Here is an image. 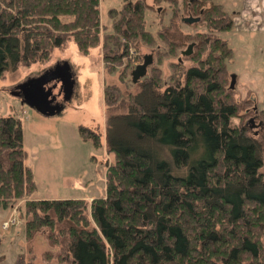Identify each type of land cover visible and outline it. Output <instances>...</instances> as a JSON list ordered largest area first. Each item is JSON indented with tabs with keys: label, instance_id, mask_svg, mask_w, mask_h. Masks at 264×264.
I'll use <instances>...</instances> for the list:
<instances>
[{
	"label": "trees",
	"instance_id": "16d2710c",
	"mask_svg": "<svg viewBox=\"0 0 264 264\" xmlns=\"http://www.w3.org/2000/svg\"><path fill=\"white\" fill-rule=\"evenodd\" d=\"M153 1L177 4L173 17L183 8L210 30L233 24L221 2ZM149 6L123 0L108 10L105 58L122 63L136 41L156 49L125 109H113L118 85L103 89L105 144L113 154L105 195L31 197L37 183L25 162L21 120L0 115V207L23 199L26 237L44 231L50 246L44 262L31 256L20 264H264V109L251 98L235 101L225 39L171 25L156 35L147 26ZM69 38L82 53L100 42V0H0V76L48 60ZM189 43L183 54L178 46ZM178 51L166 81L161 62ZM183 58L193 63L183 67ZM79 129L100 145L99 132Z\"/></svg>",
	"mask_w": 264,
	"mask_h": 264
},
{
	"label": "rangeland",
	"instance_id": "374dc122",
	"mask_svg": "<svg viewBox=\"0 0 264 264\" xmlns=\"http://www.w3.org/2000/svg\"><path fill=\"white\" fill-rule=\"evenodd\" d=\"M122 1L100 0L101 39L87 53L80 52L74 40L69 38L52 50L48 60L22 64L14 70H6L0 76V115L14 113L20 118L26 150L25 162L35 171L37 185L31 197H78L91 200L95 196L105 195L106 162L113 159V154L106 150L105 144L107 106L103 89L107 84L118 85L121 95L113 109H125L129 92L139 87V83L130 80L131 69L142 61L145 53H152L154 58L156 49V45L149 46L136 41V46L129 49L122 63L117 64L112 58L104 57L103 39L105 33L112 30L108 10L110 7H119ZM214 1L221 2L232 17L233 24L228 29L210 30L200 21L186 22L182 17L192 13H186L183 8L173 17L172 8L177 4L167 1L158 4L153 0H147L150 4L146 10L147 26L156 35L159 30L167 29V25L183 33L218 34L232 48V55L228 59V81L231 80L230 74H235V101L249 98L252 99L250 105L264 109V0ZM121 40L124 42V39ZM157 42L162 47L166 46L159 37ZM187 46L180 44L178 49H186ZM136 54L140 60L135 58ZM177 58H182L179 51L173 57L166 56L161 62L162 75L166 81L172 72L169 62L177 61ZM63 59L70 64L74 85L71 97L64 102L61 111L43 114L10 93L17 82L37 75ZM180 60L183 67L193 63L189 58ZM180 73V79H183L184 73ZM257 122L252 123L253 128H258ZM80 125L99 132L100 145H96L92 139H85L80 133ZM260 170L264 175V164ZM23 204L24 200L20 199L12 207H0L1 264H20L31 256L34 261L42 263L43 252L50 247L44 231H37L31 238L26 237L24 217L20 214Z\"/></svg>",
	"mask_w": 264,
	"mask_h": 264
},
{
	"label": "water",
	"instance_id": "95a60500",
	"mask_svg": "<svg viewBox=\"0 0 264 264\" xmlns=\"http://www.w3.org/2000/svg\"><path fill=\"white\" fill-rule=\"evenodd\" d=\"M182 20L194 22L199 16H183ZM192 43L182 50L183 54L191 51ZM141 62L135 64L131 69V79L136 82L147 72L148 65L153 61L152 53L142 55ZM235 74H231L230 87L234 86ZM74 78L70 70L68 60H58L51 66L45 68L37 75L28 76L26 79L17 82L10 89V93L19 96L24 102L43 114H54L61 111L64 103L54 102L56 95L62 92L63 101L68 100L73 92Z\"/></svg>",
	"mask_w": 264,
	"mask_h": 264
},
{
	"label": "flooded vegetation",
	"instance_id": "af4514ba",
	"mask_svg": "<svg viewBox=\"0 0 264 264\" xmlns=\"http://www.w3.org/2000/svg\"><path fill=\"white\" fill-rule=\"evenodd\" d=\"M189 15H192V14H189ZM188 16V15H187ZM192 16H198V15H192ZM200 18V17H199ZM199 20H197V21H194V22H198ZM54 102H59V103H61V102H65V101H63V99H62V92L61 93H59V94H57L56 95V98L54 99Z\"/></svg>",
	"mask_w": 264,
	"mask_h": 264
},
{
	"label": "crops",
	"instance_id": "0c3cea01",
	"mask_svg": "<svg viewBox=\"0 0 264 264\" xmlns=\"http://www.w3.org/2000/svg\"><path fill=\"white\" fill-rule=\"evenodd\" d=\"M33 172H34V176H35V171H34V169H33Z\"/></svg>",
	"mask_w": 264,
	"mask_h": 264
}]
</instances>
